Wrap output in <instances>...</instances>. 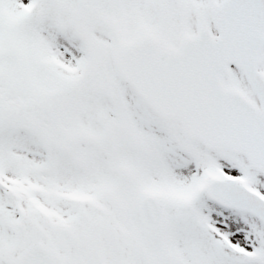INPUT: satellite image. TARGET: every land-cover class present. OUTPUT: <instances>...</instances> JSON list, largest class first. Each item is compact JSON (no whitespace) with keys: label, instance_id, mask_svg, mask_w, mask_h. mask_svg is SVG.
I'll use <instances>...</instances> for the list:
<instances>
[{"label":"snow or ice","instance_id":"obj_1","mask_svg":"<svg viewBox=\"0 0 264 264\" xmlns=\"http://www.w3.org/2000/svg\"><path fill=\"white\" fill-rule=\"evenodd\" d=\"M0 264H264V0H0Z\"/></svg>","mask_w":264,"mask_h":264}]
</instances>
